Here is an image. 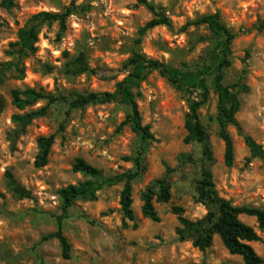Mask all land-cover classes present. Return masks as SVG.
Listing matches in <instances>:
<instances>
[{
    "label": "rangeland",
    "instance_id": "obj_1",
    "mask_svg": "<svg viewBox=\"0 0 264 264\" xmlns=\"http://www.w3.org/2000/svg\"><path fill=\"white\" fill-rule=\"evenodd\" d=\"M148 1L171 26L157 27L143 36L140 31L155 15L137 0H16L10 10L0 6V65L12 61L10 45L33 15L73 10L61 37L58 23L41 27L38 52L24 61L25 77L8 78L0 85V264H244L242 258L229 254L218 236L204 253L194 248L191 240L181 241L177 235L181 226L173 212L174 207H181L191 221L206 216L207 208L197 200L204 169L212 173L222 198L234 206L264 210V161H248L249 149L233 126L229 132L235 144V162L232 167L224 163L213 70L207 75L210 100L200 110L208 135L207 151L202 144L186 142L190 103L199 99V93L174 86L157 70L146 74L133 89L143 124L151 126L153 141L143 143L127 124L126 105L71 109L77 95L113 92L134 73L126 65L135 53L186 73L212 66L223 37L204 25L189 24L219 12L222 21L239 33L232 45L233 65L225 83L243 78L250 88L239 95L237 119L244 134L264 149V31L258 30L264 21V0ZM81 52L94 73L69 75L67 64ZM27 87L62 100L20 134L13 117L24 112L13 106L11 92ZM45 105L40 102L33 109ZM46 136L55 137L54 145L48 165L38 169L34 166L38 139ZM140 152L144 169L133 184L135 221L126 219L121 211L122 184L101 188L95 201L76 200L63 219V234L71 246V258L63 259L60 242L44 238L58 229L57 219L62 215L58 190L89 179L73 172L74 161L82 158L104 177H114L135 170L132 159ZM9 175L30 198L13 192ZM164 178L172 198L167 204L155 203L160 216L156 223L143 216L141 196L151 185L157 190L156 182ZM240 218L259 233L261 241L252 246L264 260V230H259L255 218Z\"/></svg>",
    "mask_w": 264,
    "mask_h": 264
},
{
    "label": "trees",
    "instance_id": "obj_2",
    "mask_svg": "<svg viewBox=\"0 0 264 264\" xmlns=\"http://www.w3.org/2000/svg\"><path fill=\"white\" fill-rule=\"evenodd\" d=\"M139 4L147 7L154 15L144 28L140 31L143 36L149 30L161 26H171L170 20L163 14L156 12V6L148 0H137ZM16 0H1L0 6L6 10L15 7ZM73 15L71 8L62 13L41 12L33 15L26 25L19 30L17 41L10 45L8 55L11 62L0 65V85H3L8 78L22 80L25 77L26 67L24 61L38 52V43L41 27L45 24L58 23L60 27L59 37L67 30V21ZM191 25H204L208 30L221 35L223 40L216 46L215 58L212 66H204L195 73L182 72L163 64L159 61L150 60L143 55L135 53L128 61V67L133 68L134 73L129 75L123 81L116 85L113 92L89 93L77 95L70 103L71 109H85L91 105H102L109 103L123 104L128 108L127 124L140 137L143 143L154 140L150 125H144L140 114L138 103L135 100L133 89L136 85L145 79V75L151 71H159L161 75L173 84L181 86L189 91L199 93V99H194L190 103V111L187 116L186 130L188 137L186 142L195 141L202 144L205 150L208 149V135L201 121L200 110L210 100V88L207 84V75L209 71H214L213 87L217 95V124L218 136L224 143V163L227 167H232L235 162V144L229 127L233 126L238 134L243 138L250 157L248 161L260 159L264 161V149L252 137L244 134L237 114L241 109L240 94L250 91L248 85L240 78L236 83L226 84L225 77L232 62V45L239 36V33L231 30L223 21L219 12L202 17ZM260 32L264 31V21L258 26ZM66 72L69 75L77 76L82 74H93L87 62L84 52L67 64ZM12 104L22 114L14 115L13 123L18 128V132L23 134L33 121L43 118L48 114L50 106L60 102L61 97L45 93L42 89L24 88L14 89L11 92ZM46 102V105L33 109L38 103ZM28 110V111H27ZM3 111V104L0 102V114ZM54 136L40 137L38 139V155L34 166L38 169L44 168L49 163L51 149L54 145ZM143 154L132 159L135 170L117 175L114 177H104L103 172L86 162L82 158L74 161L72 170L74 173L82 174L89 178L76 185H69L58 190V196L62 203V215L57 219V232L51 236L45 237V240L57 239L62 248L63 259L71 258V246L63 234V219L67 215L78 199L95 201L97 192L103 187H111L122 184L123 188L120 194V206L124 217L130 221H135L133 209V184L143 174ZM170 169L167 168V172ZM8 174V173H7ZM9 187L16 194L22 197H31V194L16 186L11 175L8 177ZM158 189L152 185L142 194L143 203L141 211L145 218L153 222H160V216L155 208V203L167 204L171 198V187L167 180L161 179L156 182ZM198 202L207 208L206 216L197 221H191L184 216V209L174 207L173 212L177 215L180 228L177 229V235L181 241L191 240L194 248L200 252H206L213 246L214 237L218 236L225 249L232 256L242 258L244 264H264L262 257L258 255L252 243L261 241L259 233L251 226L241 220V216L255 218L259 230H264V210L250 206H234L232 201L222 198L216 190L213 175L210 171H202V179L198 183L197 191Z\"/></svg>",
    "mask_w": 264,
    "mask_h": 264
}]
</instances>
